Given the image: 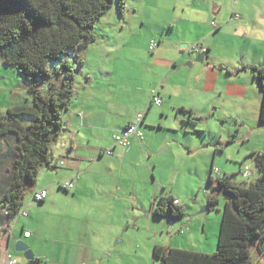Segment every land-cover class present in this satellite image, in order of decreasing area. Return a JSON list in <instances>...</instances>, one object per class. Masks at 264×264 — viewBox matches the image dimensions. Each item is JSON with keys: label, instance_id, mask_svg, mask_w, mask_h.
<instances>
[{"label": "rangeland", "instance_id": "1", "mask_svg": "<svg viewBox=\"0 0 264 264\" xmlns=\"http://www.w3.org/2000/svg\"><path fill=\"white\" fill-rule=\"evenodd\" d=\"M203 1L206 2L203 8L208 11L218 4L222 5L221 14L231 11L229 3L232 0H126L125 11L120 16L115 2L94 25L96 42L86 51L78 53V58L86 63L84 74L97 72L101 65H105L112 82L107 87L117 88V85L120 106L130 110L132 106L124 95L134 92L136 87H149L154 78L149 50L151 42L159 43L160 35H163L172 41L176 37L178 40L185 38L188 44L185 42L182 45L187 49L196 45L191 41L197 32L194 28L187 31V22L189 18L193 20L201 16L198 12L202 8L194 6ZM235 11L257 14L262 27L258 30L261 38L258 49L264 55V0H239ZM174 21H177L175 28L169 32L167 25ZM103 46L108 48V54L101 57L98 53ZM189 57L190 66L186 62L182 65L188 70L184 69L186 72H193L195 69L191 65L198 66L200 63L195 62V54ZM65 60L75 70L77 62L70 57ZM54 66L49 64V69L52 71ZM1 69L6 71V83L11 89L17 86L18 80L21 82L16 72ZM243 76L247 85L245 100H239L237 105L228 101L226 107L215 114L211 112L198 118L171 110L183 102L192 103L190 97L183 93L180 99L174 97L170 104L166 99L160 107H153L149 120L152 124L147 125L152 129L143 127L142 134L143 141L152 142L156 150L145 154L144 162L136 159L124 163L114 161L110 166L107 162L110 158L103 159L88 174L91 178L82 182L84 194L79 195L77 208L79 213L89 218L100 244L108 243V252L99 256L101 264L151 263V254L146 257L144 252L153 243L161 248L198 254L207 251L204 255L215 252L220 211L228 199L225 192L219 189L217 181L226 175L230 185L245 182L243 186L249 187L259 178L258 171L248 156L244 166L253 176L245 180L243 175L238 174L239 165L248 151L264 150V127H258L257 118L260 94L252 76L248 73ZM101 83L100 79H96V84ZM0 100L10 101L7 90L0 89ZM2 110L5 112L4 108ZM161 110L166 112H163L164 116ZM7 154L8 146L3 145L0 177L2 173H7ZM210 169L212 183L208 184ZM37 187L38 182L36 188L30 186L27 189L22 206L30 202ZM71 193L63 200H68ZM211 196L217 197V208L202 212ZM160 197L177 200L184 211V218L174 221L173 225L168 223V219H156L151 203ZM210 244L211 251L208 250ZM21 255L14 253L16 264V257ZM251 257L253 264H264V249L259 253L253 248Z\"/></svg>", "mask_w": 264, "mask_h": 264}, {"label": "crops", "instance_id": "2", "mask_svg": "<svg viewBox=\"0 0 264 264\" xmlns=\"http://www.w3.org/2000/svg\"><path fill=\"white\" fill-rule=\"evenodd\" d=\"M205 4V1L195 4V8H202V11L198 12L201 16L193 20L189 18L186 29L188 31L194 28L197 32L196 37L191 41L192 44H200L207 49L204 62L198 66L191 65L195 71L186 72L188 70L183 67L182 62H186L188 66L191 62L189 56L192 53L187 49L188 47L182 45L186 42L185 38L178 40L176 37L172 41L160 35L156 48L150 51L154 78L150 81L149 87L144 89L136 87L134 92L124 95L130 101L132 106L130 110L122 109L120 106L118 86L107 87L112 82L105 65H101L97 72L92 69L94 70L92 73L84 74L83 67L86 63L80 58L82 65L75 68L74 98L61 116L62 130L50 149L51 167L42 168L37 176L36 183H39V187L33 195L44 191L46 199L43 202H35L31 199L20 210L26 216L20 215L11 224L0 210V264H5L6 254L13 256L16 253L14 245L20 241L33 251L35 264H101L99 256L102 252H108L109 247L106 245L108 243L105 241L103 245L100 244L94 236L89 218L78 212L77 199L79 195L84 194L81 185L85 179L91 178L88 174L103 159L110 158L107 161L110 166L114 161L124 163L136 159L144 162L145 154L156 150L153 143L146 140L138 142L133 139L128 149L116 146L112 140L114 132L135 124L138 114L144 115L138 130L143 133V127L146 130L152 129L148 127L152 124L149 123L153 108L150 103L152 90H158L161 105L166 99L170 104L174 97L180 99L183 94L189 96L192 103L183 102L178 105L179 107L170 109L191 112L192 116L198 118L211 112L217 113L226 107L228 101L237 105L239 100H245L247 85L243 75L248 73L251 76L249 71L251 67L264 68V55L258 49L261 41L258 30L262 29L259 18L256 13L236 12L239 0H232L229 3L231 11L224 14H221V4L215 5L212 11L204 9ZM176 22L167 25L169 32L174 30ZM103 47L98 53L101 57L108 54V48ZM1 67L7 69L0 64V89L7 90L10 98L8 103L0 100V112L5 113L16 106L28 104L30 95L28 85L21 80V82L18 80L15 88L8 87L7 73ZM3 72L5 74H2ZM76 76H79L78 82ZM96 79H100L102 85L96 84ZM252 80L256 84L253 77ZM38 89L40 90L41 86H38ZM163 112L164 110L160 111L162 116H164ZM258 127L263 126L258 124ZM5 140L10 144L14 142L12 137H7ZM5 140L0 139V158L3 156V145L6 146ZM106 151H111V155H105ZM258 152L264 150L248 151L239 165L238 174L249 171L246 169L247 166H244L245 160L250 154ZM61 161L64 162V166L58 165ZM250 173L249 178L253 176L252 172ZM64 183L72 185L70 191L72 195L68 197L71 202L63 200L69 193L59 189ZM25 233H29L30 237L25 238ZM155 246L156 243H153L144 252L146 257L151 254V263L145 261L144 264H153L152 251ZM208 250H212V244L209 245ZM258 252L262 253V248ZM207 253V251L203 252V254ZM135 258L139 260L137 256ZM16 259L18 264H28L22 255L17 256Z\"/></svg>", "mask_w": 264, "mask_h": 264}, {"label": "trees", "instance_id": "3", "mask_svg": "<svg viewBox=\"0 0 264 264\" xmlns=\"http://www.w3.org/2000/svg\"><path fill=\"white\" fill-rule=\"evenodd\" d=\"M115 2L122 16L126 0H0V64L16 72L30 95L28 104L0 112V139L14 140H5L9 163L0 177V210L10 224L39 171L51 167L50 149L62 130L61 116L74 98L76 70L65 59L82 65L78 53L95 42V23ZM49 64L55 65L52 71ZM249 71L260 93L258 124L264 127V68ZM249 156L259 174L249 187L230 185L228 177L217 181L228 199L220 211L215 252L204 255L155 246L153 264H253L251 250L264 249V152ZM174 202L171 197L155 199L153 216L182 220L184 211ZM217 206L216 196L207 199V211Z\"/></svg>", "mask_w": 264, "mask_h": 264}, {"label": "built area", "instance_id": "4", "mask_svg": "<svg viewBox=\"0 0 264 264\" xmlns=\"http://www.w3.org/2000/svg\"><path fill=\"white\" fill-rule=\"evenodd\" d=\"M236 18H238L236 16ZM212 26L215 27V24L212 23ZM157 44L155 42H151L149 50L153 51L156 48ZM190 53L195 54V55H199V54H203L204 56H206L207 54V49L205 47H203L200 44L197 45H193L191 48H189ZM150 103L152 107H160L161 106V99L159 97L158 94V90L154 89L151 91L150 93ZM144 115L143 114H138L136 117V123L133 125H129L127 127H125L124 129H121L117 132L113 133L112 136V140L114 142V144L116 146H119L121 148L124 149H128L131 146V141L134 139L138 142H142L143 141V134L138 130V125L142 122ZM111 151H106L105 155L110 156L111 155ZM59 166H64V162H59L58 164ZM250 171H245L242 173L243 178H249L250 176ZM59 189L64 191V192H70L72 190V185L70 183H64L61 184L59 186ZM32 199L35 202H43L46 199V193L44 191L36 193L33 195ZM178 202H174V205H178ZM26 216V214L24 212H19L18 216ZM16 220V219H15ZM14 220V221H15ZM13 221V222H14ZM170 225H173L174 221H169L168 222ZM25 238L30 237L29 233H25L24 234ZM5 264H16V261L14 260V257L11 256L10 254H6L5 256Z\"/></svg>", "mask_w": 264, "mask_h": 264}, {"label": "water", "instance_id": "5", "mask_svg": "<svg viewBox=\"0 0 264 264\" xmlns=\"http://www.w3.org/2000/svg\"><path fill=\"white\" fill-rule=\"evenodd\" d=\"M206 56L203 54L197 55V58L195 62L202 64L205 60ZM190 66V64H188ZM207 207L202 210V212H206ZM14 251L18 254H22L25 261H27L28 264H35V257L32 253V251L23 243V242H16L14 245Z\"/></svg>", "mask_w": 264, "mask_h": 264}]
</instances>
